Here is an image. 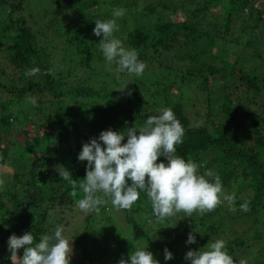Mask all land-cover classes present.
<instances>
[{
  "label": "trees",
  "instance_id": "trees-1",
  "mask_svg": "<svg viewBox=\"0 0 264 264\" xmlns=\"http://www.w3.org/2000/svg\"><path fill=\"white\" fill-rule=\"evenodd\" d=\"M131 1L122 9L132 27L123 20L113 36L136 50L146 68L140 76L125 71L117 78L116 64L110 69L100 48L103 37L93 34L105 1L0 0V168L8 162L14 168L12 182L0 178V264H12L9 247H3L12 234L32 232L38 243L54 234L46 221L73 213L83 198L79 183L87 161L78 155L84 143L109 128L138 130L166 107L185 132L175 155L196 163L199 174H218L225 194L234 190L235 211L224 202L204 215L177 213L160 221L144 190L127 210L105 197L98 213L79 212L73 228L67 229V216L59 221L72 241L70 264H119L145 244L159 264H190L189 250L216 239L226 241L235 260L264 264V47L254 44L261 40L255 31L264 28V0L192 1L195 8L185 0H152L138 11ZM218 9L219 23L207 21ZM47 32L67 42L59 61L55 44L45 49ZM36 67L40 73L25 76ZM188 87L206 103V115L200 122L195 113L194 125L185 111L190 99L172 100ZM45 129L55 132L37 134ZM57 165L77 181L76 196ZM245 201L250 211L240 210ZM189 233L195 244L186 243ZM165 248L173 259L165 261ZM17 254L22 257L23 249Z\"/></svg>",
  "mask_w": 264,
  "mask_h": 264
},
{
  "label": "clouds",
  "instance_id": "clouds-1",
  "mask_svg": "<svg viewBox=\"0 0 264 264\" xmlns=\"http://www.w3.org/2000/svg\"><path fill=\"white\" fill-rule=\"evenodd\" d=\"M124 13L125 9L121 8L116 9L113 15L122 17ZM115 30H118L115 19L95 21L93 34L103 37L99 44L109 68L113 62L116 64L117 78L125 71L129 75H142L146 64L138 60L136 50L126 49L113 36ZM38 73V67L31 68L25 76ZM184 134L181 122L173 110L166 107L159 115L150 116L138 130L132 127L125 134L109 128L98 138H91L83 144L78 155L80 162L87 161L86 176L79 183L83 198L77 201L78 209L85 214L98 213L100 206L107 203L105 197H110L113 207L127 210L138 201L140 191L144 190L152 203L155 218L160 221L180 212L185 217H192L194 213L204 215L224 202L235 211V194H225L218 174L211 170L199 174L196 163L175 155L176 145L183 142ZM125 137L127 142L122 143ZM161 156L167 159V166L163 162L157 163ZM56 170L60 177L69 181L73 188L71 194L76 196L77 181L70 171L61 165H57ZM0 184H3L2 180ZM240 210L250 211L249 203H242ZM65 230L63 225H58L53 235H43L38 243H34L32 232L20 237L12 234L8 240L12 264H70L73 247L72 241L64 235ZM196 242V236L189 233L186 243ZM147 247V244L138 247L130 253L128 260L121 258L119 264H159ZM20 249H23L22 257L17 254ZM164 259H173L167 248L164 249ZM185 260L190 264H247L246 259L237 261L228 254L223 239L209 242L199 250H189Z\"/></svg>",
  "mask_w": 264,
  "mask_h": 264
},
{
  "label": "rangeland",
  "instance_id": "rangeland-1",
  "mask_svg": "<svg viewBox=\"0 0 264 264\" xmlns=\"http://www.w3.org/2000/svg\"><path fill=\"white\" fill-rule=\"evenodd\" d=\"M100 1H105L106 3L100 8V14L102 15V20L101 21H106V20H109V19H115L116 21V24L117 26L120 25V23L123 21V20H128V16L127 14L124 13V15L122 17H114L113 13L116 9H121L122 8V5L123 4H127L129 6H132V1L131 0H100ZM136 4H137V11L142 9L143 6L147 3H149V1H152V0H136ZM174 1V0H173ZM187 3H189L188 1H190V4H188V7L189 8H195V1H198V0H185ZM194 1V2H192ZM201 1V0H200ZM185 10H188L186 7H184ZM126 12V10H125ZM222 12V9H218V10H215L214 11V14L210 15V13H208L210 16L207 15V21H214L216 23H219V13ZM132 18H130L128 21V24L130 25V27H132L133 25V21L131 20ZM262 30V31H261ZM257 33L260 34V37H261V40L259 41V43H254L256 45V47H264V44H263V40L262 38L264 37V28H261L260 30H257L255 31ZM43 39L46 40V43L44 44V46L46 47L45 49L47 51H51V45L50 44H47L48 42H52L53 44H55L54 47H58V49L56 50L55 52V56H54V60L55 61H59V59L61 58L64 50L67 48V42L65 41V39L61 40V38H57L55 37V35L53 34V32H47L46 36L43 37ZM154 70H156V68H152ZM183 97V98H182ZM190 99L191 102H189V106H186L185 108V111H186V115L187 117L188 116H191L192 118H189L190 122H191V125H194L195 123L199 122V120H197L195 117H193L195 115V113H199V116H200V122L203 120L202 117H204L206 115V103H205V100L203 97L199 96L198 92L193 89L192 87H188V89H185L183 94H181L180 96L178 97H175L172 99L174 101H180V102H187L188 100ZM30 129V137H34L36 134H35V131H34V128L33 127H29ZM28 129V130H29ZM55 131H51L50 130H40L39 133H37L38 135H42L44 133H54ZM30 147V146H29ZM27 146V148H29ZM32 156L33 158L36 157V154L35 153H32ZM167 159L165 158V164L167 166ZM14 173V168L13 166L11 165L10 162L7 163V165L4 167V168H0V178H4L6 179V182H12L11 178H12V175ZM10 192L12 190H9ZM234 190L231 191V193H233ZM103 205H101L100 207H102ZM78 207L74 208V211L73 213H70L69 211L65 212V214H68V215H65L61 218L58 219V217L56 216H53L51 217L50 221H46L45 222V226L47 227V229L49 230L50 233L54 232L55 228L57 225H59V221L61 220H64L66 218V216L68 217L67 218V221L69 222V227L67 229H71L73 228V226H76L78 223L80 224V220H81V211L77 210ZM55 212L54 210L49 212V214ZM182 213L184 216L185 214L183 212H180ZM54 215V214H53ZM223 215V214H222ZM176 215L173 217L175 218ZM186 218H189V217H186ZM222 218V217H221ZM182 220V218H180ZM178 219V220H180ZM220 221V220H219ZM218 221V222H219ZM226 223H224V225L226 226V224L229 222L227 219H225ZM240 227V226H239ZM243 227V226H242ZM241 227V228H242ZM220 228V227H218ZM244 228V227H243ZM237 227L234 226V230H236ZM227 230H226V234H227ZM233 233V231L230 229V233ZM221 234V233H219ZM222 235V234H221ZM119 239V238H118ZM3 247H8V241H4L3 243ZM258 249H260V245L257 246ZM72 264H77V263H72Z\"/></svg>",
  "mask_w": 264,
  "mask_h": 264
}]
</instances>
